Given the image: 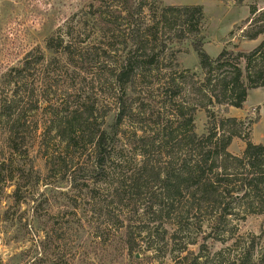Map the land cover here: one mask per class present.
Segmentation results:
<instances>
[{
    "label": "trees",
    "instance_id": "obj_1",
    "mask_svg": "<svg viewBox=\"0 0 264 264\" xmlns=\"http://www.w3.org/2000/svg\"><path fill=\"white\" fill-rule=\"evenodd\" d=\"M122 1L123 4L114 9V5L99 2L92 15L100 31L92 43L82 46L69 42L55 57H46L40 50L30 51L17 66L1 74L0 134L3 145L0 149V183H14L12 197L15 204H19L28 198L23 188L31 175L36 176L35 184L38 185L53 186L54 189L65 185L93 194L99 182L110 180L106 189L108 198L105 196L107 199L97 206L92 201L91 211L101 223L96 229L100 238L107 229L121 230L125 264H140L134 253L142 250V244L146 246L143 252H148L152 250L151 240L161 242L167 248L176 242V232L165 237V228L160 235L157 230L152 231L150 224L163 228L166 219L172 216L178 219L175 224L180 231L183 229L181 222L200 214L206 205L210 206L213 225L218 226L234 215L232 203L245 216H264V146L247 140L244 121L218 117L220 111L242 109L250 91L264 88V40L249 53L223 50L214 60L202 50L200 39L192 40L191 46L204 73L203 81L191 83L187 75L177 72L163 75L162 86L169 91L167 102L171 118L161 130L150 135L144 132L137 137L142 161L134 169H107L124 120L136 117L135 114L139 115L141 111L137 105L139 111L134 114L135 102L131 96L124 98L126 92H135L141 82L150 83L151 73L158 74L162 69L160 57L166 45L156 43L158 36L167 34V40L182 43L191 37H200L206 23L201 6L154 2L156 13L147 21L144 0ZM221 1L233 2L239 8L245 3V0ZM121 26H125L124 29ZM234 30L240 32V42H252L264 36V10L250 6L249 17L234 25ZM113 57L118 59L108 69V62ZM55 63L70 67L74 82L83 76L79 82L85 84V77L90 76V84L114 90L119 94L113 101L116 110L110 115V108H106L99 114L93 87L87 90L88 96L76 93L74 101L71 94L77 89L74 85L71 89L67 87L60 108L57 102V107L56 104L51 107L59 148L46 160V173L34 172L33 165L26 172V167L12 157L28 158L37 138L41 139L50 129L40 116L44 114V104H48L43 97L48 93L44 87L47 84L44 74L53 73L51 67ZM53 84L58 87L57 80ZM186 94L194 95L191 102L185 101ZM194 97L198 98L197 103H194ZM214 103L222 109L217 112L208 109ZM198 109L206 114L207 134L195 132L194 115ZM253 124L256 121H249L248 127ZM234 138L245 141L240 157L227 151ZM13 166L18 169L16 172L11 170ZM130 220L133 224L142 222V227L134 230ZM203 246L200 245L199 250ZM253 250L251 245L244 254L226 264H264L263 257L252 260ZM186 252L187 247L180 251L181 254ZM188 255L172 257L169 262L205 264L200 260L201 256L188 259Z\"/></svg>",
    "mask_w": 264,
    "mask_h": 264
},
{
    "label": "rangeland",
    "instance_id": "obj_2",
    "mask_svg": "<svg viewBox=\"0 0 264 264\" xmlns=\"http://www.w3.org/2000/svg\"><path fill=\"white\" fill-rule=\"evenodd\" d=\"M100 1L114 5L113 9L116 5L123 4L122 0H0V76L7 69L17 66L30 51L40 50L46 57H55L61 47L69 42L82 46L92 43L96 33L100 31L92 15ZM144 1L147 5L144 12L147 21L156 13L154 2H162L163 5L201 6L206 23L200 37H191L182 43L167 40V34L164 37L158 36L156 43L163 42L166 45L160 57L162 69L158 74L151 73L150 83L141 82L135 92H126L124 98L131 96L135 102L134 114L139 111L137 105L141 111L139 115L135 114L136 117L124 120L120 127L119 140L112 148V161L107 169H134L142 161L137 137L144 135V132L150 135L156 130H161L171 118L167 102L169 91L162 86L165 81L163 75L177 72L187 75V80L191 83L203 81L204 73L200 68L198 55L191 46L192 40L200 39L202 50L212 60L223 50L249 53L264 40V36H261L256 41L240 42V32L232 31L234 25L249 17L250 6L264 10V0H245L241 8L233 2L226 4L221 0ZM124 27L121 26V29ZM117 59L113 57L109 60L108 69H111V64ZM244 68L242 63L243 73ZM51 70L53 73L44 74V78L47 77L44 87L48 93L43 97L47 99L48 104H44L45 111L40 116L45 126L50 129L41 139L37 138L28 158L20 160L18 156L12 157L26 167V172L33 165L34 172L46 173V160L51 152L59 148L53 131L55 125L52 123L51 107L57 102L60 108L67 87L71 89L74 85L77 89L73 94L69 92L73 101L76 93L82 97L88 96L87 90L93 87L99 114L106 108H110V115L116 110L113 101L119 94H115L114 90L97 88L95 84H90V76L85 77V84L79 82L83 76L74 82L70 67L62 64H53ZM55 80L58 81L57 88L53 84ZM50 85L53 88H50ZM191 96L194 95L186 94L185 101L191 102ZM197 99L194 97V103H197ZM55 106L57 107V104ZM208 109L217 112L222 107L214 103ZM218 117L244 121L243 131L245 136L248 135L247 140L264 146V88L250 91L242 109L229 108L227 113L220 111ZM109 121L110 117L107 119L108 124ZM249 121H256V124L248 127ZM207 123L205 112L198 109L194 115L196 134H207ZM2 145L0 134V149ZM244 148L245 141L234 138L227 151L232 156L240 157ZM79 152L84 153V150ZM6 155L9 156L8 153ZM87 164L89 166L90 162L87 161ZM11 170L16 172L18 169L13 166ZM35 177L29 176L26 188H23L28 198L19 204H15L12 197L14 183H0V264H125L123 232L110 228L105 230L102 233L103 238H100L101 234L96 228L101 227V223L91 211L93 202L96 203L94 206H97L108 198L106 189L110 186V180L99 182L93 194L85 190H72L65 185L61 189L38 185L35 184ZM50 181L56 183L53 178ZM31 197L32 200H29ZM208 207L210 206L205 205L200 214L181 222L183 229L180 231L179 226L175 224L178 219L172 216L171 219H166L167 223L163 228L150 224L152 231L157 230L160 235H163L165 228V237L176 232V242L167 248L161 242L151 240L152 250L148 252H143L146 246L142 244V250L134 253L140 260L139 263L170 264L172 257L189 254L188 259L201 256L200 260L205 264H226L244 254L251 245L254 248L252 260L256 257L264 258V216H245L241 209L232 203L231 211L234 215L229 216L221 225L214 226V218L209 216L211 211ZM131 224L134 225L133 229L138 231L137 227H142L143 223L133 224L131 221ZM202 244L204 248L199 250ZM183 247H187L188 252L181 254Z\"/></svg>",
    "mask_w": 264,
    "mask_h": 264
}]
</instances>
